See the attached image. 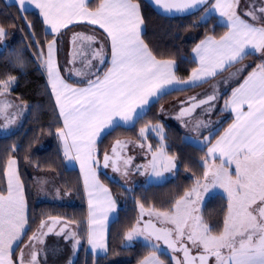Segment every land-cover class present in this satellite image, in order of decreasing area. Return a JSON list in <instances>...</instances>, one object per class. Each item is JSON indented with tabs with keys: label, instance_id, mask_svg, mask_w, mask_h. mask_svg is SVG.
<instances>
[{
	"label": "snow or ice",
	"instance_id": "obj_1",
	"mask_svg": "<svg viewBox=\"0 0 264 264\" xmlns=\"http://www.w3.org/2000/svg\"><path fill=\"white\" fill-rule=\"evenodd\" d=\"M17 3L22 12L26 11V4L34 5L53 36L47 42L46 57L41 51L40 59L63 120L57 136L62 142L65 158L78 161L84 176L88 196V243L93 251H106L105 222L115 203L96 175L97 138L106 128H114L120 121H132L134 113L139 115L136 110H143V106L149 103V97L165 92L169 85L198 86L197 82H206L207 77H215L243 60L250 54L248 49L264 56V23H259L264 21V5L246 11L244 15L250 19H244L237 12L239 0H214L208 10H215L225 18L228 31L219 40L207 37L193 49L199 67L192 70L188 80H182L175 74V61L157 59L141 38L144 19L139 3L134 0H100L94 9L89 8L86 0H17ZM154 3L170 14L185 13L207 5L208 0H154ZM80 22L98 25L107 34L111 45L110 66L101 75L99 71L92 70L95 67L92 61L104 63V45L92 48L97 42L94 35H73L75 54L72 62L77 55L83 57L82 63L89 69L88 72L73 69L77 76L87 77L84 87L67 83L61 77L55 60V37L62 29ZM6 35L5 27L0 25V41ZM78 40L87 42L88 47L82 43L77 49ZM16 63H22L19 57ZM15 79L9 76L0 80V97L10 91ZM216 99L215 93L199 100L191 97L190 107L182 110L180 115L190 114L195 108ZM10 107L11 103L0 100V117L6 121L5 128L15 122V116L7 111ZM229 109L235 113L234 122L208 149L209 156L215 157L219 153L220 162L209 165L206 161L204 171V179L207 181L211 176V184L223 188L227 194L228 206L222 230L214 234L201 216L195 214L198 209L193 197L199 196L200 186L197 181V185L175 199L170 208L150 210L147 213L149 220L143 227L136 226L128 231L124 237L126 240L131 241L137 236H143L146 241L152 238L162 240L173 252H183L182 261L173 257L176 264H209L212 258L214 264H264V61L232 90L230 99L225 101V110ZM156 130L162 132V129ZM145 131V128L140 129L141 137ZM120 143L117 141V145ZM148 150L152 152L151 145ZM112 153L117 155L116 147ZM110 159L105 153L104 167H109ZM130 159L124 164L130 163ZM174 160L175 157L169 156L161 145L158 152H152L150 165L154 175L159 177L163 171H171L176 166ZM233 165L234 172L230 170ZM16 166L17 160L10 157L4 172L7 189L0 191V264H39L31 241L44 243L43 237L53 231L61 218L49 217L53 222L51 226L42 221L38 233H33L30 244L26 246L31 249L29 257L25 259L21 250L20 255L13 259V247L22 239L28 222L23 185ZM111 166L114 171L120 170L115 160ZM207 187L209 184L205 183L204 188ZM140 208L143 215L144 206L141 204ZM153 216L160 224L172 227L158 228L153 223ZM65 227H60L56 234L64 233ZM71 235L75 237L76 234L72 232ZM79 243L77 239L75 244ZM192 250L196 251L195 255L191 254ZM141 264L164 262L153 251Z\"/></svg>",
	"mask_w": 264,
	"mask_h": 264
},
{
	"label": "trees",
	"instance_id": "obj_2",
	"mask_svg": "<svg viewBox=\"0 0 264 264\" xmlns=\"http://www.w3.org/2000/svg\"><path fill=\"white\" fill-rule=\"evenodd\" d=\"M136 1L143 11L146 23L143 34L147 45L159 59L176 61L177 76L180 79L187 78L196 68L192 51L197 43L205 36H223L228 29L216 16L203 18L213 0L197 13L177 17L160 13L146 0ZM0 25L5 27L8 38L6 46L0 48V80L14 76L16 79L12 84V93L28 108L19 130L7 135L0 134V191L7 189L4 175L7 160L10 157L16 158L29 200V226L23 242L37 232L42 221L49 217H60L76 223L83 239V247L74 264H139L157 250L143 241L133 245L124 238L128 231L136 227L138 220L142 225L140 205L144 206V214L145 207L150 206L156 210H166L175 199L191 190L197 181L204 178L205 162L208 160L207 145L200 147L189 143L176 126L166 124V148L178 160L177 174L172 180L130 189L103 173L102 179L111 187L116 197L119 214L110 226L107 255H90L86 244L87 206L82 178L76 168H69L65 164L61 142L57 136L62 120L41 66V49L52 36L45 32L41 16L37 12H22L18 6L8 5L3 0H0ZM17 57L22 63H16ZM254 57L256 55L250 54L247 58ZM184 92L174 90L161 96L134 127H114L98 142L100 155L124 137L142 139L140 129L147 124L163 122L160 113L162 107ZM231 119L232 117H227L220 122V128L212 141L221 135ZM149 138L153 147L158 146L156 137ZM45 171L52 172L57 177L64 194L72 200L70 204L36 200L34 175ZM227 206L228 199L223 192L209 197L205 202L203 216L214 234L222 230ZM161 257L164 259L168 256L161 253Z\"/></svg>",
	"mask_w": 264,
	"mask_h": 264
},
{
	"label": "crops",
	"instance_id": "obj_3",
	"mask_svg": "<svg viewBox=\"0 0 264 264\" xmlns=\"http://www.w3.org/2000/svg\"><path fill=\"white\" fill-rule=\"evenodd\" d=\"M3 1L8 5L18 6L17 0H3ZM86 2L89 8L94 9L95 7L98 6L100 0H86ZM134 2L139 3L136 0H134ZM212 3H214V0ZM241 8L243 11L242 10L238 11L237 9L238 14L244 19H250L249 17L244 15L245 12L249 10L248 5L247 7L244 6V8L243 7ZM27 11H35L39 14V16H41L39 13V10L36 9L34 5L26 4V11L24 12H27ZM140 11L144 19L143 11L141 10V5H140ZM211 16H216L218 20H220V23L222 25L224 24L225 26H227V21L225 20V18L221 17L219 13L216 12L215 10L209 11L207 9L203 15V18L208 19V18H211ZM41 19H42V24L45 29V32L49 36H52L50 29H48L47 26L44 24L42 16H41ZM145 29H146V23L144 19V24L142 25V31H141V38L144 40L145 44H147L144 39V34H143ZM75 33H84L87 35H94L97 38V42L91 46L92 48H99L101 44L104 45V63L100 64L98 60L92 61V64L95 66L92 70L99 71L101 75L103 74L104 71H106L107 67L110 66L111 45H110V41L107 38V34L103 31V29L99 28L98 25H91V24H88L87 22L71 24L68 26V28L62 29L60 34L57 37H55L57 40V51L55 54V60L59 67L61 77L64 78L67 83L72 84L73 86L84 87L86 86L87 77L77 76L73 71V69H81L84 72L89 71V69L86 68L84 64L82 63L84 59L83 57H79L77 55L75 62L74 63L72 62L73 56L75 54L74 46L72 44V37ZM209 36H205L204 38L201 39V41L205 40ZM211 37L219 40L221 36L212 35ZM51 39H53V36L51 37ZM200 42H198L197 45ZM82 43L84 44L85 48L88 47L87 42H81L78 40L76 42V48L79 49ZM41 50L43 51L46 57L47 43ZM247 51L252 55H256V57L247 58L248 55H246L243 60H240L239 62L234 63L232 67L227 68L225 71L218 73V75H216L215 77H207L206 82H197L198 86L175 85V84L169 85L167 86V90L165 92L158 94L157 96L149 97V103L143 106V110H141L140 108L136 110L139 115H136L134 113L132 121H129L128 123H124L123 121H120L119 124L117 125V126H122V127L124 126L134 127L135 124L138 122V120L144 116L146 111L151 107L152 104H154V102L157 101V99L167 94L168 92H171L174 90L176 91L183 90L185 91L184 94L180 95V97L178 98H175L169 101V104L163 106L161 109L160 113L162 114L163 122L161 121L158 123H161L163 125V127H160L162 129L161 133H162L163 140L161 139V137L155 136L153 131H149L151 130L150 129L151 127H154L153 124H147L144 127H142V128H145L146 130L144 137H141L142 139H133L129 137H124L123 139L118 140L121 142L119 145H117V141L114 142L113 145H111V147L107 150V152H105L109 155V157H111V159L109 160V167L106 168L104 167L105 153L100 155V151H98L97 144L100 141L101 137L104 136L106 133L112 131L113 128L112 127L106 128L104 131L101 132L100 136L97 138V141H96L95 157H96V160L98 161V164L95 165V170H96L97 178L99 179L100 183L109 190L112 200L115 203V208L108 211L107 213L108 219L105 222V243L107 245L106 251H101L99 249H97L96 251L92 250V246L88 243V228H87L86 244H87V251L88 253H90V255L94 257L107 255V252L109 249L108 239H109V234H110V231H109L110 226L115 220H117L116 218L119 214V208H118L116 197H114V193L111 187L102 179L103 178L102 174L104 173L108 175L111 179L118 181L121 185H124L125 187H128L130 189L138 187L139 185L149 186V184H161L163 182L172 180L176 176L177 169H178V160L176 158L174 160V164L176 166L172 168L171 171H163L162 175L159 177L154 175L152 171V167L150 165V161L152 159V152H158L159 149L161 148V142L165 141L164 139L166 138L165 137L166 136V124L167 125L171 124V125L176 126L183 134L185 140L193 145L195 144L200 147H204L205 145H207L208 149L209 147L214 145L216 141L219 140L220 136L223 135L224 133L223 131L221 135H219L216 138V140L214 141L211 140L214 134L216 133V131L220 128V124H221L220 122L226 120L227 117H232L230 124L227 126L228 128L235 120V113L231 112L230 109L225 110V101L230 99L232 90L238 87L241 83H243V80L247 77V75L250 72H252L258 64L264 61V56H262L260 53L254 52V50H251V49H248ZM192 55L194 56V59L196 61V68H197L199 67V60L193 51H192ZM88 58L89 59L91 58L90 53H89ZM157 59L159 58L157 57ZM177 69L178 67L175 61L174 71H175L176 76H177ZM43 70H44V73L46 74V71L44 68ZM191 74L187 78L182 79V80H188L191 77ZM46 80H47V85H49L47 74H46ZM49 88L52 94L50 85H49ZM213 93L217 95L216 100L210 101L209 104H204V105H201L195 108L190 114L186 113L184 116L180 115L182 110L190 107L191 102L189 98L196 97L197 100L204 99L207 96L212 95ZM53 98L55 101L54 96ZM0 100H4L5 102L12 104V107H10L7 111L9 113H12L15 116V122L12 124H9L6 128L3 127L6 121L4 120L3 117H0V134L7 135L21 128V126L23 125L25 121L24 118L27 114L28 108L20 100V98L13 95L12 87L9 92H6L3 97H0ZM117 120H119V118H117ZM197 124H199L198 128H197ZM62 127H63V120H62ZM149 136L157 138V142H159L158 146L156 147L152 146L151 139L149 138ZM141 144H143V147H140ZM149 145H151L152 152L148 150ZM113 147H116L117 149V155L115 156L112 153ZM163 149L168 154V151L166 148V142L164 143ZM61 150L63 153L62 142H61ZM129 158H131L130 163L125 165L124 161ZM207 158H208L207 163L209 165H212L213 163L219 164L220 162L219 153H216L215 157H213V156H209L208 151H207ZM64 159H65V164L67 165V167L76 168L79 171V174L81 175L82 186L84 187V195L86 198V206H87L86 209H87V219H88V196L85 191L84 176L81 172L80 164L78 161L74 159L73 160L66 159L65 156H64ZM113 160H115L117 167L120 169L119 171L113 170L111 166ZM99 163L102 164L101 167H99ZM140 166H145V167H140ZM16 167H17V172H18L20 181L23 185V194H24L25 203H26V216H27V221H29V215H30L29 200L27 198V192L25 189L24 181L20 176V166H19L18 160H17ZM230 170L234 172V165L232 166ZM125 172H127V175L124 174ZM36 175H40L38 176L40 177L39 182L37 181V178L35 177L36 180H35L34 189H35L36 200L40 202L51 201V202H57V203L61 202V203L70 204L71 198H69V196L64 194L62 188L58 184L57 177L52 172H49V171L39 172V173H35L34 176ZM5 178H6V185H7V177L5 176ZM208 179L211 183L212 177L209 176ZM212 188L218 189V185H216L215 187L212 185ZM44 221L50 226L53 224V222L49 218ZM65 225L66 227H65L64 233L57 235L56 233L59 231L60 227L65 226ZM28 226H29V223L27 222L25 233L28 229ZM39 229H40V226L37 229L36 233H38ZM46 230L47 229H45V231ZM72 232H75L76 234L75 237L71 235ZM25 233L22 239L20 241H17V243L13 247V259L14 260L16 259V257L20 255L21 250L24 251L25 259L29 257V252L31 249L26 246L30 244V238L27 239L26 242H23L26 236ZM77 239L80 241L78 245L75 244V241ZM43 240H44V243L42 244L37 241H31V243L34 244L35 246V250L37 251V260L39 261V264H74L75 260L78 257V254L80 253L83 247V239H82L81 233H79L76 223H74L73 221L71 222L67 221L63 218H61L60 221L54 225L53 231L51 233H48L46 236L43 237Z\"/></svg>",
	"mask_w": 264,
	"mask_h": 264
},
{
	"label": "rangeland",
	"instance_id": "obj_4",
	"mask_svg": "<svg viewBox=\"0 0 264 264\" xmlns=\"http://www.w3.org/2000/svg\"><path fill=\"white\" fill-rule=\"evenodd\" d=\"M240 3H241V0H239V8H237L238 11H240L242 9L241 8V5L242 4H240ZM261 5H264V0H250L248 2V9L250 10V9H252L254 7L258 9ZM208 7H210V6H208ZM207 9H209V8H207ZM257 14L259 15V13H257ZM259 23H264V21H260ZM7 42H8V38H7V35H6L5 38L2 41H0V48L1 47H5L6 44H7ZM153 126L154 127H151L150 128L151 130H149V131H153V133L155 134V136L162 137L161 131L156 130V129H158V128L161 129L160 127H163V125L161 123H158V124H153ZM164 143H165V141H162L161 142V145H163V147H164ZM168 155L171 156L172 154L170 155L168 153ZM101 166H102V164L99 163V167H101ZM38 176H40V175H36L34 177H36L37 178V181L39 182L40 177H38ZM199 182H200V186H199V189H198L199 196L198 197L197 196H194L193 197V199L196 201L195 207L198 209V211L195 214L201 216V218L203 219L204 223L207 224L206 221H205V216H203V209H204V206H205V202L208 200L209 197L214 196L216 194H219V192H223L226 196H227V194L219 186H218V189H213L212 188V185H211V183L209 181V179L206 181L203 178V179L199 180ZM205 183H208L209 184V187H207V189L204 188V184ZM196 185H197V182L195 183L194 187ZM71 202H72V200H71ZM145 208L146 209H145L144 217L147 218V219H149V216L147 215V213L150 210L155 209V207L150 206V208L149 207H145ZM152 218H155V217L153 216ZM160 225L163 227V224H160ZM136 226L143 227V225H141V224L136 225ZM164 226H166V227H172L171 225H164ZM138 241L139 242L140 241H143L144 243H147L150 246H153L154 248H156L157 250L155 251V254L159 257L160 260H162L164 262V264H176V260H181V261L183 260L182 252L181 251L173 252L170 248H168L167 246L163 245L162 242H160V241H156L154 239H152V240L150 239V240L146 241L143 236H137V237H135L133 240H131L129 242H131V244L134 245ZM157 245H158V247H156ZM161 253H166V255L168 257L163 259L161 257ZM195 253H196V251H195ZM173 257H175L176 260H174ZM139 264H141V262ZM211 264H214V258H212Z\"/></svg>",
	"mask_w": 264,
	"mask_h": 264
},
{
	"label": "water",
	"instance_id": "obj_5",
	"mask_svg": "<svg viewBox=\"0 0 264 264\" xmlns=\"http://www.w3.org/2000/svg\"><path fill=\"white\" fill-rule=\"evenodd\" d=\"M149 4H151L157 11H159L160 13H162V14H166V15H169V16H174V17H177V15L178 16H188L189 14H194V13H197V12H199V10H201L203 7H205L206 5H201V6H198V7H196V8H194V9H190L189 11H187V12H185V13H175V12H173V13H165V12H163V10H161L160 8H158L156 5H155V3H154V0H146ZM210 1L211 0H208V4L210 3ZM140 218H141V221H142V225H144V223H146L148 220H146L145 218H143V215H141L140 214ZM153 223H155L156 224V226L159 228L160 226L153 220ZM152 239H154V238H152ZM155 240V239H154ZM157 241V240H156ZM160 242H162V244L163 245H165L164 244V242L162 241V240H160ZM165 246H167V245H165ZM168 247V246H167ZM191 254H193V255H195V253L192 251V253ZM182 257H183V259H184V256H183V252H182ZM209 264H211V260H210V262H209Z\"/></svg>",
	"mask_w": 264,
	"mask_h": 264
},
{
	"label": "flooded vegetation",
	"instance_id": "obj_6",
	"mask_svg": "<svg viewBox=\"0 0 264 264\" xmlns=\"http://www.w3.org/2000/svg\"><path fill=\"white\" fill-rule=\"evenodd\" d=\"M250 0H241V7H243L244 8V6L245 7H247V5H248V2H249ZM242 10V9H241ZM243 11V10H242Z\"/></svg>",
	"mask_w": 264,
	"mask_h": 264
}]
</instances>
